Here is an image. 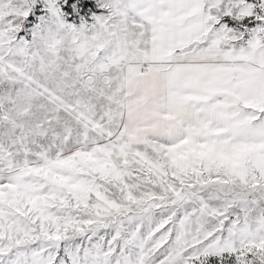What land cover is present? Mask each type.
I'll return each instance as SVG.
<instances>
[{
	"label": "snow or ice",
	"instance_id": "6c2138e0",
	"mask_svg": "<svg viewBox=\"0 0 264 264\" xmlns=\"http://www.w3.org/2000/svg\"><path fill=\"white\" fill-rule=\"evenodd\" d=\"M0 264H264V0H0Z\"/></svg>",
	"mask_w": 264,
	"mask_h": 264
}]
</instances>
